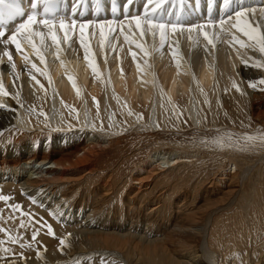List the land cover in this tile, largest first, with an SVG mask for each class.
I'll list each match as a JSON object with an SVG mask.
<instances>
[{
  "label": "bare ground",
  "instance_id": "6f19581e",
  "mask_svg": "<svg viewBox=\"0 0 264 264\" xmlns=\"http://www.w3.org/2000/svg\"><path fill=\"white\" fill-rule=\"evenodd\" d=\"M172 1L177 6L169 11ZM183 1L198 3L199 14L188 6L183 17L176 11L187 8ZM158 2L154 20L183 26L182 34L169 29L163 42L158 31L141 38L125 20L126 14L143 16L147 0H132L126 11L124 4L115 14L92 13L96 4L83 14L79 0L66 1L71 9L61 13L68 23L125 24L131 43L116 24L115 47L106 41L104 51L100 29H85L99 76L84 60L78 27L67 44L57 29L59 59L56 47L46 41L45 64L26 44L16 53L14 46L0 42V84L9 93L0 95V196L9 198L0 200V228L7 230L0 232V264H264V237L257 236L264 211V173L257 164L264 162V153L253 160L247 146L211 151L217 139L188 144L159 140L149 157L124 167L143 155L139 146L144 140L173 133L252 136L264 148V85L259 83L264 67L258 66L264 65V55L258 46L252 50L233 44L219 28L205 29L218 37L215 48L199 31L187 30L209 21L218 24L230 14L234 23V11L252 7L257 10L252 23L264 32V0H243L242 5L232 0L227 12L223 0H153L147 4L150 14ZM14 26L5 28L8 35ZM228 31L245 44L254 43L235 29ZM4 50L11 52V63ZM45 69L51 84L41 74ZM250 82L257 87H249ZM246 118L255 122L252 131L238 128ZM222 119L230 124L221 125ZM128 132L146 135L125 143ZM209 155L221 157L228 168L215 169L205 181L207 176L188 182L184 174L195 173ZM49 226L54 236L48 234Z\"/></svg>",
  "mask_w": 264,
  "mask_h": 264
},
{
  "label": "snow or ice",
  "instance_id": "6c2138e0",
  "mask_svg": "<svg viewBox=\"0 0 264 264\" xmlns=\"http://www.w3.org/2000/svg\"><path fill=\"white\" fill-rule=\"evenodd\" d=\"M127 3L131 4L132 0H127ZM153 0H147V4H152ZM232 0H223V10L225 12L228 11L231 6ZM237 3L243 4V0H237ZM147 4L145 6L146 10L143 16L139 14L132 15L129 17L127 14L125 15V20L130 28L131 25H135L136 31L140 33V37L144 38L148 34H151L153 37L156 36L157 31L159 32L160 40L163 42L168 35L169 29L172 33H176L180 31L183 33V26L178 25L176 23L171 22H163L160 20H154L153 16L156 13L158 8H161V3H155V5L151 9V14L147 10ZM31 12L26 13L24 8L22 7V0H0V42H2L5 46L11 45L14 46L16 53H22V45H27L31 47L34 55L40 61L41 64H45L44 52L47 50L46 41H51L52 45L56 47L57 51V59H59V52L61 46V40L59 39L58 31L63 33L64 44L69 43L70 36L69 33H74L76 28H79V44L80 47L84 50V60L88 64L89 68L92 70L93 74L99 76L100 74L97 71V65L93 61L92 53L90 50L89 40L85 37V29L89 28H99V44L101 51L105 49V42L107 41V46L109 48H114L115 46L112 44V39L116 37L113 35L116 32L115 25L119 24L120 26V35H123V39L126 43H131L129 35L124 34L125 24L123 21H115V20H107L104 22H89V23H80L77 25V21L72 19L70 23L66 22V17L63 16L59 7V0H30ZM42 8V12L38 11ZM256 9L252 7H241L239 10L234 11L235 22L232 23L233 15L230 14L227 16V19H220L217 24L214 21H209L208 24L195 25L189 27L187 30L189 33L193 31H199L200 35L203 36V39L207 41L208 45H211L212 48H215L216 45L214 43V39L218 38L215 36L210 37L209 33L205 30L207 27L219 28L221 34H223L224 38L227 39L231 36V41L233 44H239L241 48H252V50H256V46H258L259 52L264 55V32L259 30V27L253 25L252 21L255 18ZM113 13L115 14V8L113 9ZM252 14L251 16L249 14ZM261 16H264V8L260 9ZM74 15V14H73ZM22 22L16 24L14 29L12 30L10 35H7L6 39H3L6 36L5 26L15 21L18 17H25ZM107 29V32L105 31ZM228 29H235L237 32L241 33L244 37H246L249 41L254 42L252 44H245L243 41L237 40L234 35L228 31ZM191 39V36H189ZM137 48H141L144 51L145 56L148 55V52L143 48L141 44H136ZM133 55V59L135 61V53H131ZM173 59L175 60L176 53L173 52ZM3 57L8 58L9 63L12 61V54L9 50L3 51ZM25 62H29L28 56H23ZM259 67H264V65H258ZM179 68L180 65L177 64ZM33 70L39 72L35 64H32ZM12 69L15 71V65L12 64ZM137 69L139 71L140 65L137 64ZM45 78L49 79V84H51V80L48 76V72L45 69L43 73H41ZM69 82L72 84L74 91L77 96H79V89L73 79L72 76L67 77ZM259 83L264 85V79L260 80ZM233 87L236 88V85L233 83ZM249 87L255 89L257 86L254 83H249ZM237 91L239 89L237 88ZM0 95L8 96L9 93L4 89L3 85L0 84ZM94 103H96L94 101ZM0 107H4L0 105ZM99 114V113H97ZM40 115H45L44 113H40ZM246 142L253 141L255 138L252 136H248L244 138ZM260 142L264 144V137H261ZM223 146V145H221ZM9 198L5 196H0V200L7 201ZM19 206L14 207V211L18 210ZM23 227V223L20 225ZM0 232H7L6 229L0 228ZM38 232H34L32 235V241L36 240ZM48 234L53 235L51 227H48ZM9 239L12 240L13 243L17 242V238H13L9 236ZM60 245H65V240H60ZM23 247V245H21ZM62 250V248H61ZM5 252L8 249H4ZM39 255V254H38Z\"/></svg>",
  "mask_w": 264,
  "mask_h": 264
},
{
  "label": "rangeland",
  "instance_id": "374dc122",
  "mask_svg": "<svg viewBox=\"0 0 264 264\" xmlns=\"http://www.w3.org/2000/svg\"><path fill=\"white\" fill-rule=\"evenodd\" d=\"M223 114V116H225V114L224 113H222ZM226 117V116H225ZM181 118H183V117H181ZM247 118H250L249 117V115L247 116ZM247 118L245 119V120H241L240 122H239V124H237L238 125V128L240 129V130H245V131H252V129H253V126H255L254 124H255V122L253 121V120H250L251 122H253V123H248L247 122ZM223 120V119H222ZM222 120H221V122H220V124L221 125H224V123L226 122V124L225 125H229L230 124V122H227L225 119L223 120V122H222ZM247 122V123H246ZM246 124V125H245ZM59 131V133L62 131V130H58ZM135 132H128V133H125L124 134V136L125 137H127V140H125L124 142L125 143H128V142H130V141H132V138L134 139V141H135V137H136V135H143V136H145L146 135V133H144V132H139V133H135ZM145 134V135H144ZM135 135V136H134ZM195 135V136H194ZM202 135V136H201ZM209 135V136H208ZM222 135V136H221ZM219 136V137H218ZM221 136V137H220ZM129 137H131V139L129 138ZM208 137V138H207ZM218 137V138H217ZM236 137V138H235ZM209 138H210V140L212 139H217L216 140V142H217V144H215V142L214 143H211L210 144V149H211V151H215L216 149V147L218 146V147H220L221 145H223V147L225 146L226 147V145H227V147L226 148H230L231 146L232 147H238V146H247L248 148H249V150L251 151V156H252V158H253V160H257L258 159V156L260 157L261 156V154L262 153H264V148L261 146V144L259 143V142H256V141H248V142H246L245 141V139H242V137H240V136H233V135H228V134H226V133H224V132H222V133H219V134H195V133H183L182 135H179V134H177V133H173V134H170V135H167V136H155V139H150L149 141H146V140H144V142H142L141 143V145L139 146L141 149H140V153H142L143 155H138L137 157H136V159H133V161H131V160H129V161H127L128 163L127 164H125L124 165V167H130V166H133L137 161L138 162H140V161H142V160H145L147 157H149V155H151V152H152V144L156 141V142H158L159 140H161V141H166V142H169V141H176V140H179V142L181 141V143H185V144H188V143H191V142H201V141H205V139H208L209 140ZM232 138H234L233 140H232ZM231 139V140H230ZM60 140H62V139H60ZM153 141V142H152ZM63 142H65V141H63ZM151 143V144H150ZM219 143V144H218ZM45 144V146H46V144L47 143H44ZM184 144V145H185ZM240 144V145H239ZM149 145V146H148ZM217 147V148H218ZM222 147V146H221ZM224 147V148H225ZM213 148V149H212ZM43 149H44V146H43V148H41L40 150L41 151H43ZM151 149V150H150ZM215 149V150H214ZM150 150V151H149ZM117 152V151H116ZM119 152V151H118ZM146 153V154H145ZM254 153V154H253ZM21 154V153H20ZM149 154V155H148ZM217 156H219V155H217ZM209 157H210V159H209ZM221 158V157H220ZM219 157L218 158H212V156L211 155H209L208 157H203V159H204V165L203 166H201L199 169H197V171L193 174L192 172L190 173H188L187 175L186 174H184V176L183 177H186L187 178V180H188V182H190L191 183V180H193V181H196L199 177H201L202 179L204 178V177H206L207 176V178H204V181L206 180V179H209V178H211V177H213L214 176V174L216 173L215 172V169L216 170H218L220 167H227L228 168V164L225 162V161H223V162H221L219 159H220ZM223 160V159H222ZM135 161V162H134ZM223 164V165H222ZM264 162H262L261 164L260 163H258L257 164V167H258V169H260V171H261V174L262 173H264ZM218 166V167H217ZM260 166V167H259ZM212 167V168H211ZM216 167V168H215ZM233 168V167H232ZM205 170V171H204ZM208 170V171H207ZM135 172V171H134ZM202 173H204V175L202 176ZM208 174V175H207ZM211 175V176H210ZM198 177V178H197ZM191 178V179H190ZM196 178V179H195ZM262 198H264V196L262 197ZM258 204V203H257ZM256 204V205H257ZM255 205V209L257 210V208H258V206H256ZM263 206H262V208L264 209V204H262ZM151 208V206H149L148 205V209H150ZM262 208H260V210L262 211L263 209ZM259 209V208H258ZM263 212V214H262V217L260 218V222H261V224L258 226L259 227V230L257 231L258 232V235L257 236H259V234L261 233V235H262V237H264V235H263V232H264V211H262ZM261 235L259 236V239H262V237H261ZM261 242H260V240H259V244H260ZM261 244H263V242L261 243ZM260 244V245H261ZM259 245V246H260ZM258 246V247H259ZM262 246V245H261ZM248 255H250V252L248 253Z\"/></svg>",
  "mask_w": 264,
  "mask_h": 264
}]
</instances>
